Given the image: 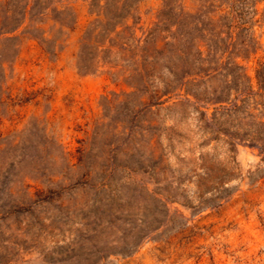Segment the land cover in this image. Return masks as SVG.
<instances>
[{
    "label": "rangeland",
    "instance_id": "obj_1",
    "mask_svg": "<svg viewBox=\"0 0 264 264\" xmlns=\"http://www.w3.org/2000/svg\"><path fill=\"white\" fill-rule=\"evenodd\" d=\"M222 4L0 0V264H264V162L234 138L259 119L227 87L264 0Z\"/></svg>",
    "mask_w": 264,
    "mask_h": 264
},
{
    "label": "trees",
    "instance_id": "obj_2",
    "mask_svg": "<svg viewBox=\"0 0 264 264\" xmlns=\"http://www.w3.org/2000/svg\"><path fill=\"white\" fill-rule=\"evenodd\" d=\"M229 0H223V4L221 5V10H223V5L228 3ZM227 20L228 27V38L225 41L227 45V49L232 45L233 40L235 38V19L231 12H229L226 16L223 17ZM255 40L254 38L252 39ZM216 53H219L218 49H215ZM228 51H223L221 53L220 58L217 60L216 67H209L207 69H200L201 74H205L206 76L211 75L213 72L221 73V69L224 67L226 59L229 61L235 62V57L231 55H227ZM248 62L252 60L251 56L247 58ZM239 67V66H237ZM242 70V74H235L232 72V79L227 82V87H229V91L235 90L239 95L237 99H235L234 109L239 113L244 111L245 109H249L253 111L255 114V119H259L256 123H254L251 127H245L243 123H238L236 125L237 129L244 130L245 135L237 134L234 138H237V144L248 145L252 149L258 151L259 156L262 158L264 162V135H260V133L264 132V57L257 60V66L255 68V75H249L248 69L239 67ZM225 78L229 79L230 75L225 73ZM222 102H225L229 99H220ZM241 103V104H240ZM259 113V114H258ZM261 117V118H260ZM225 131V130H223ZM251 133H254V137H250ZM251 138V139H249ZM250 140V142H247Z\"/></svg>",
    "mask_w": 264,
    "mask_h": 264
}]
</instances>
